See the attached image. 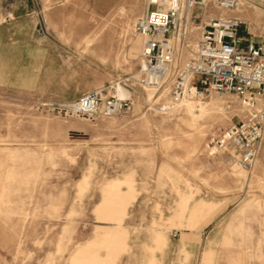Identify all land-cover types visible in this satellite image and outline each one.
Instances as JSON below:
<instances>
[{"label": "rangeland", "instance_id": "374dc122", "mask_svg": "<svg viewBox=\"0 0 264 264\" xmlns=\"http://www.w3.org/2000/svg\"><path fill=\"white\" fill-rule=\"evenodd\" d=\"M150 3L0 0V264H264V140L249 172L210 155L211 138L245 117L242 99L173 101L137 81L135 24ZM209 12L264 40V0ZM94 89L128 106L78 112ZM112 183L120 194H105ZM109 231L123 243L100 241Z\"/></svg>", "mask_w": 264, "mask_h": 264}, {"label": "built area", "instance_id": "2783aa9c", "mask_svg": "<svg viewBox=\"0 0 264 264\" xmlns=\"http://www.w3.org/2000/svg\"><path fill=\"white\" fill-rule=\"evenodd\" d=\"M242 0H163L137 19L136 31L144 39L137 81L145 88L163 91L173 101L201 92L234 93L247 108L243 119L207 143L208 153L229 152L231 159L251 171L264 140V40L243 38V21L237 16L213 15L211 9H233ZM195 8L201 10L195 14ZM199 33L191 58L179 63V46ZM263 99L260 102L258 99ZM78 112L105 116L124 111L127 98L105 96L103 89L82 95Z\"/></svg>", "mask_w": 264, "mask_h": 264}, {"label": "crops", "instance_id": "0c3cea01", "mask_svg": "<svg viewBox=\"0 0 264 264\" xmlns=\"http://www.w3.org/2000/svg\"><path fill=\"white\" fill-rule=\"evenodd\" d=\"M243 31V30H242ZM112 193H121V190L119 189V186L117 183H112L111 188L109 190L106 191L105 194H112ZM122 199V198H121ZM105 208H104V212L107 210H110L113 208V205H109L107 202V199L105 200ZM115 207V206H114ZM119 212H125L126 210V205L124 204V202L122 201V205L121 207L117 208ZM195 212L198 214V212H200L202 209H200L199 207L195 208ZM98 212H100V210H98ZM102 213V212H100ZM99 241V240H98ZM100 241H111L113 243H123L124 241V237L122 238V235L117 233V232H108L105 235H103V237L100 239ZM97 242V241H95Z\"/></svg>", "mask_w": 264, "mask_h": 264}, {"label": "bare ground", "instance_id": "6f19581e", "mask_svg": "<svg viewBox=\"0 0 264 264\" xmlns=\"http://www.w3.org/2000/svg\"><path fill=\"white\" fill-rule=\"evenodd\" d=\"M152 1H163V0H151V2ZM117 89H118V91L120 92V95L121 96H128L129 95V91L127 90V89H125V88H123L122 86H118L117 87ZM193 97H195V95L194 94H192L191 96H189V97H187V98H193Z\"/></svg>", "mask_w": 264, "mask_h": 264}]
</instances>
